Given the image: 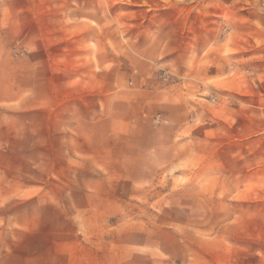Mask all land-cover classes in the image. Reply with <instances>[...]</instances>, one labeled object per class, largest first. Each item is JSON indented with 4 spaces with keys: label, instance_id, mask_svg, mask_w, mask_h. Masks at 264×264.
<instances>
[{
    "label": "rangeland",
    "instance_id": "374dc122",
    "mask_svg": "<svg viewBox=\"0 0 264 264\" xmlns=\"http://www.w3.org/2000/svg\"><path fill=\"white\" fill-rule=\"evenodd\" d=\"M55 2L66 4L67 10L45 12V18H81L87 26L71 27V32L81 31L82 41L48 40L51 28L32 8ZM197 4H209L203 13L216 34L233 35L242 42L264 36V0L13 2V7L22 9L13 15L16 24L0 29L5 36L0 39V125L8 124L19 134H35V129L46 123L51 92L63 94L62 88L51 91L48 87L49 62L56 63L53 58L63 50L87 51L90 60L99 44L114 47L121 64L127 65L129 48L143 56L155 55L162 47L169 49L170 65L158 66L154 75L143 80V86L150 80L155 86L176 85L187 91L191 106H197L194 115L200 116L199 135L206 138L191 147L190 136L195 134H180L183 144L172 151L157 148L153 152L161 169L148 171L146 176L124 166L112 177L100 172L120 184L94 189L127 199L122 204L123 217L111 222H123L134 230L125 235L134 238L137 250L152 256L153 264H264V87L258 85L264 82V75L233 73L210 82L198 81L183 70L181 49L183 69H177V29L183 26L185 33H191L193 20H198L199 11L193 7ZM253 21L261 27L246 26ZM233 24L240 25V31H233ZM259 44L264 51V42ZM240 47L243 51L231 53L230 68L242 66L255 50L251 44L241 43ZM61 56L57 62L70 65L69 59ZM53 78L64 81L65 76ZM22 146L20 162L26 161L23 149L30 147ZM73 167L69 174L73 182L95 174L83 165ZM25 172L30 174L29 167ZM129 177H146L150 182L133 188ZM24 181L30 183L28 175ZM68 189L72 193L79 190L74 186Z\"/></svg>",
    "mask_w": 264,
    "mask_h": 264
},
{
    "label": "crops",
    "instance_id": "0c3cea01",
    "mask_svg": "<svg viewBox=\"0 0 264 264\" xmlns=\"http://www.w3.org/2000/svg\"><path fill=\"white\" fill-rule=\"evenodd\" d=\"M15 1L0 0V29L16 24L13 15L22 9L13 7ZM193 7L199 13L191 33H185L183 26L177 29L178 70L184 67L202 82L233 73L264 75V51L259 44L264 36L242 42L233 35L216 34L203 13L209 4ZM32 9L51 28L49 41L83 40L81 31L71 32V27L87 26L81 18H45V12L66 11V4H37ZM176 23L178 26V19ZM246 26L261 27L254 21ZM232 28L240 31V25ZM1 38H5L2 33ZM241 43L255 45V50L242 66L230 68L231 53L243 51ZM168 50L162 47L155 55L143 56L129 48L131 60L123 65L114 47L99 44L90 60L87 51L63 50L53 58L56 63L49 62L48 87L51 91L62 88L63 94L51 92L46 123L35 134H19L8 124L0 125V264H153L152 256L137 250L134 238L125 235L134 230L123 222H111L123 217L122 204L127 199L99 194L94 186L120 184L100 172L112 177L121 166L142 171L144 176L161 169L153 152L157 148L172 151L183 144L180 134H195L190 136L191 147L206 138L199 135L200 116L194 115L197 106H191L187 91L176 85L155 86L150 80L143 86V80L154 75L158 66L170 65ZM61 55L70 65L57 62ZM57 75H64V81L53 78ZM262 83L258 85L264 87ZM22 144L30 147L22 146L26 161L20 162ZM76 164L95 174L73 182L69 174ZM27 167L30 174L25 172ZM27 175L30 183L26 185ZM127 180L133 188L150 182L146 177ZM73 186L79 188L75 193L68 189ZM51 188L60 189L55 193Z\"/></svg>",
    "mask_w": 264,
    "mask_h": 264
}]
</instances>
